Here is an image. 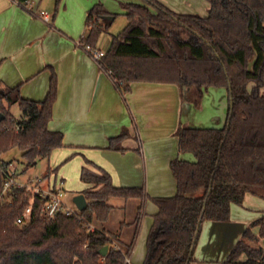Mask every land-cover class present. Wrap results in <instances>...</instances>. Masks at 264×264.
Returning <instances> with one entry per match:
<instances>
[{"label":"trees","instance_id":"16d2710c","mask_svg":"<svg viewBox=\"0 0 264 264\" xmlns=\"http://www.w3.org/2000/svg\"><path fill=\"white\" fill-rule=\"evenodd\" d=\"M55 2L59 7L63 0ZM209 4L206 16L179 14L159 0L122 4L128 23L112 36L99 63L112 73L122 95L134 83L177 85L184 101L197 107L210 88H226L229 93L222 128L178 130L179 151L192 154L194 161L171 162L175 196L150 198L157 213L143 264H193L204 222L229 223L232 206L242 207L247 195L264 200V0H209ZM109 16L102 4L88 12L83 45L96 47L112 25ZM57 96L54 71L43 101L24 99L20 86L0 87V156L16 148L28 170L64 146V135L49 128ZM15 106L21 112L18 118L12 113ZM128 134L124 130L112 138L109 149L122 151ZM10 165L1 162L0 169ZM81 180L89 186L82 193L89 205L79 216L46 221L38 198L31 222L18 226L16 220L31 197L17 191L13 204L2 202L5 180L0 174V264H126L132 244L122 248L117 236L105 229L91 230V224L109 221L114 199L140 201L138 224L149 199L146 190L118 188L108 172L89 167L82 169ZM260 239H264V217L244 230L220 264H264V249L254 245ZM105 247L109 250L102 256Z\"/></svg>","mask_w":264,"mask_h":264},{"label":"crops","instance_id":"0c3cea01","mask_svg":"<svg viewBox=\"0 0 264 264\" xmlns=\"http://www.w3.org/2000/svg\"><path fill=\"white\" fill-rule=\"evenodd\" d=\"M159 1L168 8L172 6L169 0ZM181 1L189 7L197 4L195 0ZM30 2L32 10L20 6L17 0H0V87L20 86L24 99L43 101L49 91L52 72L56 73L58 96L49 128L64 135V146L52 156L64 151L56 155L58 160L65 158L64 169H61L64 175L70 168L80 175L84 167L93 171L102 169L111 175L118 188L143 187L146 190L149 199H146L144 215L138 224L135 220L140 201L114 199L109 221L100 223L102 227L97 228L117 236L122 248L132 244L131 264H143L157 213L150 198L176 195L171 162L185 158L179 151L177 132L183 126L196 127L193 119L202 111L201 106L184 101L177 85L134 83L131 91L122 95L102 67L78 46L88 34V12L96 4L90 7L88 2L78 1L71 7V14H67L69 8L64 0L59 7L55 0ZM41 11L50 14V22L38 16ZM108 12L116 18V14ZM107 34L110 35L109 30L97 42H101L100 48L106 52L113 36L105 40ZM124 130L129 134L120 145L123 150L109 149L110 140ZM142 138L146 144L149 142L150 149L145 150ZM70 160L74 161L71 166ZM50 172H53L51 167ZM64 181L59 185L62 188ZM53 184L58 186L56 180ZM88 188L85 184L76 196ZM130 203L134 210L131 219L119 214ZM115 209L119 211L114 212ZM115 216L118 219L113 227L110 224L116 220ZM262 217L264 200L247 195L242 207L232 206L229 223L204 222L193 264L204 260L220 264L242 238L244 230ZM131 232H136L134 242H131ZM254 233L258 234V229ZM259 247L264 249L260 243Z\"/></svg>","mask_w":264,"mask_h":264},{"label":"rangeland","instance_id":"374dc122","mask_svg":"<svg viewBox=\"0 0 264 264\" xmlns=\"http://www.w3.org/2000/svg\"><path fill=\"white\" fill-rule=\"evenodd\" d=\"M78 1L84 2V3L88 2V5L90 7H93L95 4H102L106 10L117 15L113 24L110 26V29H109L110 35L119 34L126 27L128 23L127 17L124 15L122 4L130 3V2H137L140 4L143 3V0H64V3H67L68 8H69L67 14H69V12L71 14L72 12L71 7ZM169 1L171 3L170 5H172L170 6V8L177 13L197 14L200 16H205L208 14V10H209L208 0H195V2L197 3L196 6L193 5L190 7L183 5V2L181 0H169ZM200 4H201V7H200ZM66 19H69V15H67ZM110 35L108 34L105 35L106 36L104 37L105 40L108 39ZM100 47H101V42L97 44V48H100ZM200 106H201L202 111L199 112L194 117L193 120L196 121L194 125L197 128H222L225 125L228 108H229L228 90L222 87L221 88H210L204 94V97L199 107ZM12 113L14 114L16 118L20 117L21 115V112L17 106L13 107ZM142 140L144 141V145H145L146 144L145 140L143 138ZM148 144L149 142L147 141V144L145 145V150L148 148L150 149V145ZM161 144L167 145L166 143H163V142ZM60 154H64V151L54 154L50 161L49 160H39L35 167L26 170V166L23 163L21 151L14 148L0 156V164L1 162L10 163L11 170L14 171L16 173V176L23 181L27 179L44 178L46 179L47 182H50L52 184L56 180L59 186L61 184V181L64 179L65 181H64L63 189L65 193V201L67 202L69 206L73 207L74 206L73 198L76 196L77 192L85 188V184L81 181V175L79 171L77 172L74 170L71 171V168H70L69 170H67V173L64 175V172L61 171V169H64L63 167L65 165H63V163L65 162V158H63V160L56 159V158H59V157H56V155L60 156ZM150 154H151V151L149 152V155ZM183 156L185 157L183 158V160H188V161L194 160V156L190 153L183 154ZM149 159H150V156H149ZM73 162H74L73 160H70L68 164L71 166ZM149 164H151V162ZM50 167H51V170H53V172H50ZM48 172H49V179L45 178ZM115 211L118 212L119 210L115 209L114 212ZM119 214L121 215L124 214V216H126V218H129V219L133 218L134 210L132 208L131 203L128 205L125 211L122 210V212ZM115 218L116 220L112 224H110L113 227L116 225L118 217L115 216ZM91 226L94 229L95 228L97 229L98 227H102V224H100L97 221H94L91 224ZM130 234H131V240H132L131 242H134L136 238V232L135 233L131 232ZM140 235H141V232L139 236ZM139 236H137L138 238L136 240V243L139 240ZM259 243H260V246L264 247V239H260ZM259 243L257 242L254 245L259 246ZM228 255L229 253L226 255L223 261L227 259ZM204 261L205 262L200 263V264H217V263L206 261V260Z\"/></svg>","mask_w":264,"mask_h":264},{"label":"built area","instance_id":"2783aa9c","mask_svg":"<svg viewBox=\"0 0 264 264\" xmlns=\"http://www.w3.org/2000/svg\"><path fill=\"white\" fill-rule=\"evenodd\" d=\"M17 2L25 9L32 10V4L30 0H27L24 3H21L18 0ZM38 16L45 22H50L51 20L50 14L44 11L39 12ZM78 46L82 48L98 64L107 53L100 48L90 45H83L81 41L79 42ZM106 73L111 78L112 73ZM0 174L5 180L1 194L2 202L13 204L15 197L14 193L17 191H26L31 197L30 205L16 220V224L18 226H24L31 222L35 201L38 198L43 201L41 216L46 221H54L60 215L65 217H77L81 213V211L78 210L75 205L71 207L67 204L65 201L64 189L61 186H56L55 184L47 182L44 178L27 179L23 181L16 176L14 171L11 170V166L8 168V170L0 169ZM91 230H94L92 226ZM115 246L117 247V245ZM126 264H131L130 255L126 258Z\"/></svg>","mask_w":264,"mask_h":264},{"label":"water","instance_id":"95a60500","mask_svg":"<svg viewBox=\"0 0 264 264\" xmlns=\"http://www.w3.org/2000/svg\"><path fill=\"white\" fill-rule=\"evenodd\" d=\"M114 18H115L114 16H109L107 18V21H111L112 22L114 20ZM73 203L78 208V210H80L81 212L85 211L87 209L88 205H89L86 197L84 196V194H79V195L75 196L73 198ZM221 224H223V223H221ZM108 250H109V247H105V248H103L100 251V254L102 256H106L107 253H108Z\"/></svg>","mask_w":264,"mask_h":264}]
</instances>
